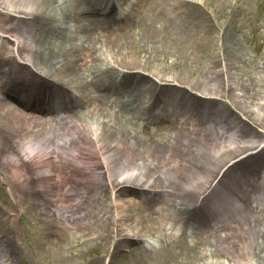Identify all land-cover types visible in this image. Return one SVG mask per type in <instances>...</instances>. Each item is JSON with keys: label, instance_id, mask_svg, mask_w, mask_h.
I'll use <instances>...</instances> for the list:
<instances>
[{"label": "bare ground", "instance_id": "6f19581e", "mask_svg": "<svg viewBox=\"0 0 264 264\" xmlns=\"http://www.w3.org/2000/svg\"><path fill=\"white\" fill-rule=\"evenodd\" d=\"M95 1L93 0V2ZM102 1L105 3L112 1L111 5H113V0ZM180 1H184L186 5L192 2L194 7L202 9L203 7L198 4L204 1L212 6H223L225 2V0ZM180 1L175 0L173 3L171 0L172 7L177 10H174L176 15L181 10ZM66 3L67 0H0V40L3 43L0 49V94L2 96L0 99V135L3 138H7L5 137L7 134L12 136L10 147L2 146L0 153L1 150H12L11 152H13V158L0 161V169L10 173L7 175L9 191L16 193L13 195L14 203L12 205L21 204L26 193H44L50 198L55 195L67 199L77 197L79 199L77 204L71 207H56L49 199L39 200L36 203V207L43 210L40 213H45L51 223L52 236H67L72 231H81L80 233H84L82 234L84 237L108 238L109 234L102 233H107L110 230V233L116 236L119 241L121 240V243L126 242L130 246L137 242L134 240H140L147 236L148 231L141 230L139 227L143 220H147L151 224V226H147L148 230H153L155 227L161 228L166 223L169 226L168 230L171 231L168 233L169 237H176L173 230L177 225L188 228L193 225L190 228L195 232L197 230L200 232L199 236L193 234V231L187 234L193 243H198L200 238L204 237L217 239L213 234L231 223L238 225L239 228L236 233V229H232L233 234H240V236L246 234V238L242 242L248 251L244 252L243 246L238 244L241 247L240 252L243 251L245 255L243 253L241 255L240 253L234 254L235 249L232 245L234 239L231 241L224 239L223 242L226 244L223 246L225 251L223 256H227V260L230 262L237 260L250 264L255 259L264 261V255L260 256L254 251H249L252 241L254 242L257 238L264 241V230L259 228V226H264V195H262L264 191L260 189L261 185L252 190L247 186L250 180L241 174L244 163L250 162L249 155L243 157L241 155L246 151L256 149V147L260 148L258 143L255 145V141L264 140V138L259 139L254 128L250 124L247 127L245 122V124L241 123L233 113L231 114V109H229L231 115L223 114L222 117L221 114L217 116L215 112H210L205 108L198 107V110L195 111L193 108H187L189 106L185 104L188 103L187 99L184 101L185 103L178 101L177 95L174 93L168 94L167 97L156 95L150 88L157 82L155 81V83L154 80L151 82L144 78L145 83L131 86L132 95H128L129 101H124L121 106V112L134 115L140 122L136 128L139 130L137 132L138 140L142 144L136 140V145L132 142L131 131L125 127L114 126L112 121L119 122L120 117L118 113H112L116 106L110 100L112 98L100 94L93 96L82 94L76 101L63 96V93L56 92L67 90L64 86L65 82L70 83V75L77 68L80 69L79 59L75 58V64L74 61L68 60L66 54L78 39L74 35L75 40L71 43L74 39L73 33L84 30L88 21L87 17L84 18L86 20L79 19L78 23L74 22V17L72 19L70 17L68 20L66 10H64ZM36 7L42 10L47 9L45 16H39L37 12L34 13ZM184 7L185 5H183V11ZM166 12L168 15L171 13L169 10ZM146 15L139 20L146 21ZM15 17H19V21L13 25L12 21L16 19ZM139 20L138 22H140ZM97 22L96 20V23L92 24L93 29L100 30L103 36L118 31L116 28L120 26L111 19H105L103 23ZM25 23L29 24L26 29H24ZM74 27L77 28L73 29ZM7 34L15 38L13 45L16 44L18 48L16 57V54L11 53L8 48L12 40L8 38ZM219 36L221 43L218 48L219 50L224 48V58L218 55L217 62L218 65L222 64L226 69L225 77L227 78L224 79V89L227 90L222 88L223 84L221 87L219 86L218 77L215 72H212V76L205 77V82L207 86H213V88L217 86L215 93L206 90L201 92L218 95L216 98L224 97L222 91H233L235 88L229 71L232 65L230 60L233 55L231 56V54L236 55L235 43L231 35H228L225 40L224 30ZM32 42H34V46H31ZM88 44H91V41ZM4 50L6 52H2ZM110 51H106L107 54L102 52L99 55L105 56L98 58L103 61L109 55L107 66H109L113 55L112 48ZM91 56L89 55L88 58ZM136 56L139 55L136 54ZM19 59L23 63L19 62ZM122 62L116 61L119 66L122 65ZM3 63H6L10 69L1 70ZM211 64L213 66V62ZM106 65L105 70L102 68L106 76L103 77L101 74L98 77L97 75L93 76L91 90L96 83L104 85L108 83L111 75L114 74L113 70L107 68ZM102 66H104L103 63ZM43 69L46 70L45 74H41L40 70ZM56 72L64 76L66 80L62 79V82H56L47 74L50 73L52 77ZM262 74L261 79L264 84V70ZM139 75H136L135 78ZM128 83L134 84L130 80H122L123 85H128ZM164 84L161 82V85ZM174 85L177 84L174 83ZM142 90L146 93H141ZM236 90L237 104H243L244 99L251 101L257 99L256 97L245 98L243 90L238 86ZM35 92L39 94L38 96H55L60 107L56 106L57 110L49 114L40 105L30 100ZM195 92H200L199 88L195 89ZM40 99L42 98L36 100ZM197 101L202 100L197 99ZM210 101L214 100L210 99ZM225 103L228 104L227 101ZM250 103L253 104L248 108L257 109L259 107V103ZM159 105L164 106L163 112L158 114L159 116L154 121L157 120L158 123L165 126L176 125L175 132L177 134L172 142L167 141L153 147H142L147 144V138L151 134V130H148L153 126L146 122H150L152 118L151 114L154 112L151 110ZM26 111H30V113L26 114ZM56 112L63 115H54ZM202 113L204 117L201 116ZM257 113H259L258 110ZM43 114L54 116L51 119L43 116L45 119H42L39 115ZM88 116L102 117L103 120L109 118L111 125L107 126L110 131L101 125L96 126L97 122H89ZM262 117L264 119V115ZM105 124L104 122L103 125ZM117 132L120 134L117 135ZM27 134L31 136L30 143L27 142L21 146V139ZM114 138L119 139L121 143L116 139L114 141ZM132 143L137 147L142 146L138 149ZM229 144L236 145L235 149L228 150L226 147ZM16 146H20L21 151L16 149ZM221 148L225 151L218 155L217 150ZM236 152H240V154L234 156L233 153ZM19 154L21 157H25V160L22 158L24 161H20ZM37 158L41 161L40 165H29L33 164V160ZM236 158L239 159L235 160ZM138 161L141 163H137ZM120 168H122V172L117 174ZM220 173L222 176L218 180ZM123 176L124 178L118 181ZM0 178H2L1 175ZM241 184L248 190L243 191L242 188L240 195H245L241 196V200L235 198L237 199V203H235L232 197L235 193L240 192ZM146 188L148 192H146ZM110 191L112 192L110 194L112 204L109 203ZM212 192V196L209 195ZM140 194L144 196L142 198L144 203L141 204L135 200L124 198L131 196L138 199ZM215 194L216 199H220L223 205L226 204V208L235 203L233 212H237L240 218L248 214L254 216V219L244 222L236 218L231 222L230 216L225 215L227 216L226 220L214 221L212 231V227H209L208 231H201V228L194 223L202 221L214 212L209 200ZM160 202L162 204L165 202L162 207L159 205ZM112 205L116 213L114 218H112ZM1 208L0 205V210H2ZM142 212L145 213L144 216L141 215ZM198 218H202V220ZM0 219L1 254L3 247L7 246L8 241H12V239H8V232L5 229L1 231L3 229L1 224L6 221L1 212ZM129 221H133V224L129 225L127 223ZM110 226L113 230L110 229ZM246 231L248 232L245 233ZM48 247L54 253V249L51 246ZM142 249L145 248L142 247ZM16 254L14 252V255ZM55 255L57 258H62L64 254L61 250H56ZM118 255H122V253L118 252ZM7 258H11V253L7 254ZM99 260L97 264H100ZM12 263L15 264L14 261Z\"/></svg>", "mask_w": 264, "mask_h": 264}, {"label": "rangeland", "instance_id": "374dc122", "mask_svg": "<svg viewBox=\"0 0 264 264\" xmlns=\"http://www.w3.org/2000/svg\"><path fill=\"white\" fill-rule=\"evenodd\" d=\"M117 1L122 2L121 5H123L126 0H116V2ZM192 1L194 2V0ZM99 2H96L97 4L94 2L95 4H93L90 0H67L64 9L67 13V19L69 20L70 17L71 19L74 17L75 23L79 21V19H77L78 21L76 20V16L77 18H83L81 17L82 15H88V21L93 18L96 19L97 16L95 12L97 9L94 7H107V3L102 0H99ZM172 2L174 3L175 0H172ZM179 5L181 10L178 11L179 14L176 15L175 13L177 10L172 7L171 0H143L134 10L129 20L123 22L122 24L125 23L124 25L121 24L116 28L118 31L106 36H103L100 30L92 29V23L95 24L96 22L87 21L85 28L79 25L83 27L84 30H78L75 34L73 33L78 39L74 42L75 45H73L72 49H70L69 53L66 55L68 56V60L74 61L75 64V58H78V63L81 64L79 67L80 69L78 70L77 68L74 73L70 75V83L67 81L65 82L66 84L64 86L67 90L56 92L64 94L65 91L68 94V91L76 90L80 95L91 96L97 94L104 96L110 94L109 92H115L118 98L112 99V101L113 104L116 105L114 109L115 112L119 114L120 120L119 122H112L114 126H119L120 128L125 127L131 131V139L135 144L139 137L137 134L139 130L136 126L140 124V122L136 120L134 115L121 112V106L122 102L129 101L128 95H132L131 86L137 85V83H145L144 78L151 82L152 80L157 82H155L156 85L153 84L150 88V90H154L156 95L160 94L159 96H162L174 93L177 95L178 101L185 103L184 101L187 99L189 104L187 102L185 104L189 106L186 107L193 108L195 111L198 110V107L205 108L210 112H215L217 116L221 114V117L223 114L231 115L233 113L243 124L245 123L242 119H245L246 122L254 128V131L257 132L259 139L264 138V119L262 117L264 115V91H261L264 90L263 80L261 79L264 70V0H225L223 6H212V4L204 1L198 4L202 6L204 10L200 7H194L192 2L186 5L184 1H180ZM183 5H185L184 11ZM166 10L171 11V13L169 12L170 14L168 15ZM46 11L47 9L42 10L36 7L34 13L37 12V15L45 16ZM197 12L198 14H196ZM144 15H146L147 19L142 22L139 19L144 17ZM100 17L103 18L102 16ZM18 20L17 18L13 19V25L16 24ZM138 20L140 22H138ZM97 21L101 22L102 20ZM29 24L31 28V23L29 22ZM29 24L24 25V29H26ZM8 25L10 26V24ZM76 28L77 27H74L73 29ZM222 30H224L225 40L228 35H231L235 43L234 49L236 55L234 56V54H231V56L233 55L230 60L232 65L229 70L235 88H233V91H222V94L231 93L229 97H225L228 104L233 109L231 114H229L230 110L226 103L214 101L196 102L197 99L191 97L186 91L168 85L170 83H179V85L186 86L191 91L199 88L200 92L206 90L207 92L213 91L215 93V88L217 86L213 88V86H207L205 82V77L212 76V72H215L218 77L217 83H220V87L223 84L222 88L224 89V79L227 78L225 77L226 69L222 64L218 65L217 62L219 60L218 55L224 58V48L220 50L218 48L221 43L219 35ZM9 38L14 39L12 36H9ZM74 40L75 37L71 43ZM90 41L91 44H88ZM126 42L128 43L126 44ZM31 44V46H34V42ZM13 46V42H11L10 46H8L10 52H12ZM110 47L112 48L113 55L109 66H107V61L110 58L109 55L107 58H104L103 61H100L98 58L102 57L99 55L102 52L104 54L106 51L111 52ZM2 52L6 51L4 50ZM136 54L139 56H136ZM89 55L92 56L88 58ZM104 56L105 55H103V57ZM225 58L227 57L225 56ZM116 61H123L122 65H117ZM211 62H213V66ZM102 63L104 66H102ZM105 65L107 68L109 67L113 70L114 74L111 75V79L108 83L105 85L96 83L91 90L90 85L93 76L97 75L98 77L99 74L103 75V77L106 76L104 72ZM102 68L104 70H102ZM2 69L7 71L10 67L6 63H3L1 66V70ZM45 69L47 70V68ZM46 70H40L41 74H45ZM47 74L56 82H62V79L66 80L65 77L58 72L52 77L50 73ZM136 75L139 76L135 78ZM115 80L117 83L121 81L116 85ZM122 80H130L134 84L128 83V85H123ZM161 82L166 84L161 85ZM237 86L239 89L241 88V90H243L245 98L253 99L256 97L257 99L253 101L244 99L243 104H237ZM171 90L173 91L170 92ZM141 93L146 92L142 90ZM1 97L0 94V99ZM52 98H55V96H50L49 99ZM32 101L34 102V98H32ZM250 102L259 103V107L257 109L248 108L249 105L253 104ZM155 108L156 107L153 109ZM153 109L151 111H158V108L155 110ZM254 110H256L255 113ZM257 110L259 113H257ZM235 112H238L240 115ZM28 113H30V111H26V114ZM43 116L50 117V115H39V117L45 119ZM158 116L159 115H154V113H152L150 122L146 123L157 125L156 127H158L159 123L157 120L154 121ZM201 116L204 117L203 113ZM231 118L234 119L233 116H231ZM88 119L89 122H97L95 124L96 126L101 125L110 131V128L107 126L111 125L109 123V118L103 120L102 117L97 118L96 116L92 118L88 116ZM104 122L106 123L105 125H103ZM248 124L246 125L248 126ZM175 126L176 125L172 124L168 126L162 125L161 127L164 128V131H159L156 135H154V131H151L150 136L147 138V144L144 146L139 145V147L136 146L137 144L134 145L132 143V145L139 149L140 146L146 148L148 146L153 147L161 142H172L177 134V132H175L177 130ZM94 131L97 132V130ZM251 132L254 133L253 131ZM119 134L120 133L117 132V135ZM152 135L154 136L152 137ZM5 137L7 138H3L0 135V148H2V146H6L7 148L10 147L12 136L10 137V135L7 134ZM115 139L120 142L117 138H114V141ZM29 140H31V136L29 134L26 136L24 135L21 139V146L27 142L30 143ZM138 142L142 144L139 140ZM16 149L21 151L20 146H16ZM11 151L1 150L0 161L2 162L3 160L5 161V159L13 158V152ZM239 154L240 152L233 153L234 156H238ZM245 154L247 153L244 152L243 155ZM19 158H24L25 160L24 156H20ZM21 159L20 161H24ZM248 159L250 162L244 163L241 174L253 180V183L247 186L255 190L258 188V184L261 183V180L258 179V175H260L261 169L264 168V150L261 154L254 155ZM33 162V164L29 165L37 166L41 163L39 158L34 159ZM137 163H141V161ZM121 170L122 168L118 170L117 174L122 172ZM8 174H10L8 171H2L0 169V175L2 177L0 178V205L2 207L1 209L4 211L0 210V212L3 213L6 219L5 222L2 220L3 223L1 226H3V229H1V231L5 229L8 232V239H12V241H8L9 244L3 247V252L0 254V264H11L12 261H14L15 264H97L99 259L100 264H249L237 260L230 262V260H227V256H223L225 252L223 246L226 244L223 242L224 239L228 241L234 239L232 241L233 249H235L234 254L240 253L241 255L243 251H248V248H244V243L242 242L246 238V234L242 236H240V234H233L230 230V226L232 225L230 223L222 230H217L213 234L217 239H213V237L211 239L204 237L200 238L198 243H193L191 238L187 236L189 232L185 231V229H181L177 223L176 229L173 230V234H175L176 237L170 236V238L168 233L171 231L168 230L169 226H167L166 223L161 228L155 227L153 230H148L147 226H151V224L147 220H143L141 225L139 223V227L141 230L148 231L147 235L151 238V243L142 245L138 242H135L133 246H130V244L126 242L121 243V240L119 241L112 237L110 230L106 233L109 234L108 238L103 237L99 239L84 237L82 235L84 233L81 234V231H72L70 235L67 236H52L51 223L47 219L45 213H40L43 212V210L41 211V209H38L36 203L39 200L49 199L56 207H71L77 204L79 199L77 197L67 199L58 195L50 198V196L44 193H26L24 195V201L21 204L13 206V195L16 193H11L9 191L7 184V180L9 179H7ZM243 186L244 185L241 184L239 186L240 192L233 195V202L237 203ZM245 190H248V188H243V191ZM211 194H213V192L209 195ZM143 197L144 196L140 194L139 201H141ZM164 203L165 202L162 204V202H160L159 205L162 207ZM209 204L214 208V212L203 220L202 218H198L202 221L196 222L202 224L195 223V225H198L200 228H206L207 223L208 226H210V223L213 222L217 216L221 217L222 220H226L227 216L225 215H228L230 216L231 222H233L232 220H236V218L244 222L254 219V216L248 214L240 218L237 212H233L235 209L233 204L227 209L225 207L226 204L223 205L220 199H216V194L209 200ZM51 209H54V207H51ZM141 215L144 216L145 213L142 212ZM127 223L130 225V223L133 224V221ZM259 228L264 230V226H259ZM235 229V233L237 230L239 231L238 226ZM247 232L248 231L245 233ZM199 233L200 232H193V234L198 236ZM263 242L261 238L255 239L254 242H251V250L249 251H254L260 256H263ZM57 243L59 244L57 245ZM238 244L243 246L242 252H240L239 249H241V247ZM48 246L54 249V253ZM142 247L145 249H142ZM67 248H69V250H66ZM56 250H61L63 252L64 255L62 258H57V255H55ZM14 252L17 254L14 255ZM118 252L122 253V255H118ZM9 253H11L10 259L7 258V254ZM243 255L245 254L243 253ZM260 262L264 264V261L256 259L250 264H260Z\"/></svg>", "mask_w": 264, "mask_h": 264}]
</instances>
